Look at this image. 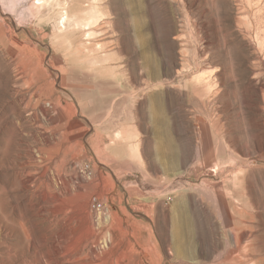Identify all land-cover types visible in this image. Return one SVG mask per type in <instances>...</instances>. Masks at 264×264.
<instances>
[{
  "label": "rangeland",
  "instance_id": "rangeland-1",
  "mask_svg": "<svg viewBox=\"0 0 264 264\" xmlns=\"http://www.w3.org/2000/svg\"><path fill=\"white\" fill-rule=\"evenodd\" d=\"M127 232L135 264H264V0H0V264Z\"/></svg>",
  "mask_w": 264,
  "mask_h": 264
},
{
  "label": "bare ground",
  "instance_id": "bare-ground-1",
  "mask_svg": "<svg viewBox=\"0 0 264 264\" xmlns=\"http://www.w3.org/2000/svg\"><path fill=\"white\" fill-rule=\"evenodd\" d=\"M76 143H75V145L78 144V143L77 144ZM98 184L96 185L95 188H99ZM89 201H90V199H88L86 201L84 207H87ZM83 215H84V213H83ZM111 215H113V214L111 213ZM90 216H92V215L90 214ZM238 216L239 217L234 216V218H233L235 230H237V228H239L243 223V218L240 216V213ZM112 220H113L114 224L120 223V221L117 219L116 215L112 216ZM225 228L227 229L228 226L226 225ZM229 231H230V233H232L233 237H235V247L231 250V253H237L240 250H242L241 240L238 236L236 238L235 231H233V230H229ZM127 234H128V232L124 235L123 234L120 235L118 233H112V236L109 239L105 240L106 244L104 243L103 246L100 245V243H101L100 241H102L101 237L95 236V237H92L89 239L87 236H84L83 238L80 239V243L78 244V246H79L78 249L79 250H82V249L85 250L89 246V243H91V247H90L91 256L88 253V258L91 257L92 260L94 259L93 263H95V264L96 263H98V264H135L136 253L134 252L133 247L130 248V245H132V244H131V241L128 238H126ZM182 236H189L191 238V232L188 233L186 230H183ZM134 245H135V243H134ZM186 245H190L192 247L193 243L191 241H188L185 239L183 241V247L185 248ZM137 253H139V252H137ZM109 255H112V257L108 258ZM238 259H239V257H233L232 260L230 262L229 261L228 262L232 263V262H235L236 260L238 261Z\"/></svg>",
  "mask_w": 264,
  "mask_h": 264
}]
</instances>
